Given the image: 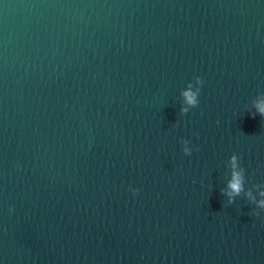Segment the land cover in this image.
<instances>
[{"label":"water","instance_id":"obj_1","mask_svg":"<svg viewBox=\"0 0 264 264\" xmlns=\"http://www.w3.org/2000/svg\"><path fill=\"white\" fill-rule=\"evenodd\" d=\"M259 107L264 0H0V264H264Z\"/></svg>","mask_w":264,"mask_h":264},{"label":"clouds","instance_id":"obj_2","mask_svg":"<svg viewBox=\"0 0 264 264\" xmlns=\"http://www.w3.org/2000/svg\"><path fill=\"white\" fill-rule=\"evenodd\" d=\"M185 101L190 106H196L198 101L196 99V93H193L192 91H185L183 93ZM259 112L262 116H264V107H259ZM182 111H187V109H182ZM185 152L187 153V149H185ZM233 165L235 166V157H233ZM229 188L232 190L229 195H232L233 193L238 195L240 191L242 190V177L240 173L234 172L233 173V179L229 184ZM130 191L133 192V195L138 193L139 189H130ZM260 206L264 207V201L260 202Z\"/></svg>","mask_w":264,"mask_h":264}]
</instances>
